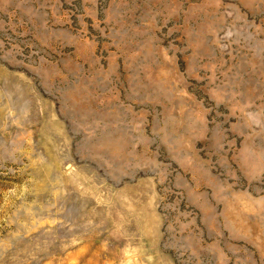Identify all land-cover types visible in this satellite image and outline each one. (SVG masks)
<instances>
[{"label": "rangeland", "instance_id": "1", "mask_svg": "<svg viewBox=\"0 0 264 264\" xmlns=\"http://www.w3.org/2000/svg\"><path fill=\"white\" fill-rule=\"evenodd\" d=\"M0 264H264V0H0Z\"/></svg>", "mask_w": 264, "mask_h": 264}]
</instances>
